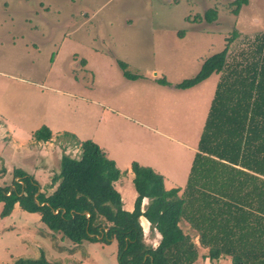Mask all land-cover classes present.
<instances>
[{"label":"rangeland","instance_id":"374dc122","mask_svg":"<svg viewBox=\"0 0 264 264\" xmlns=\"http://www.w3.org/2000/svg\"><path fill=\"white\" fill-rule=\"evenodd\" d=\"M235 1L0 0V190L12 187L13 171L21 170L51 194L61 157L79 159L86 140L121 172L114 186L124 211L137 198L132 163L167 177L188 174L190 152L179 144H195L199 116L222 76L213 74L190 92L172 85L194 77L226 48L227 64L245 65L241 56L264 35V0H247L237 15ZM207 11L216 13L210 23ZM41 127L52 134L46 143L32 137ZM165 187L173 188L169 180ZM148 204L142 200L141 212ZM140 226L145 245L156 249L160 235L145 218ZM117 254L115 240L65 242L18 205L0 216V264L41 256L56 264H118ZM207 254L200 248L197 263L231 264Z\"/></svg>","mask_w":264,"mask_h":264},{"label":"trees","instance_id":"16d2710c","mask_svg":"<svg viewBox=\"0 0 264 264\" xmlns=\"http://www.w3.org/2000/svg\"><path fill=\"white\" fill-rule=\"evenodd\" d=\"M234 4L232 13L237 15L247 0ZM215 17L214 11H207L204 20L210 23ZM253 44L252 53L241 56L244 66L227 64L226 48L206 59L194 77L173 85L188 90L213 74L222 76L183 191L165 190L161 175L134 162L130 171L137 198L134 209L124 211L114 186L121 172L86 140L79 144V159L61 157L60 173L51 181L55 190L49 195L23 171H13L12 187L0 190L1 218L18 205L38 214L48 230L73 245L115 240L118 264H198L200 248L207 250L210 261L264 264V35L254 37ZM119 66L131 79L126 65ZM32 137L46 143L52 134L41 127ZM145 198L149 204L141 212ZM141 217L161 237L156 249L143 241ZM195 236L200 248L193 243ZM17 264L56 263L41 256Z\"/></svg>","mask_w":264,"mask_h":264},{"label":"crops","instance_id":"0c3cea01","mask_svg":"<svg viewBox=\"0 0 264 264\" xmlns=\"http://www.w3.org/2000/svg\"><path fill=\"white\" fill-rule=\"evenodd\" d=\"M207 80H209V78L207 79ZM207 80H205L204 82H206ZM204 82H202L201 84H199V85H197V86H195V87H193V88H191V89H188V90H186L187 92H190L191 90H194L195 88H197L198 86H201ZM218 84V83H217ZM172 88L173 89H175L174 87H173V85H172ZM211 101H212V99H211ZM210 104H211V102H210ZM210 104H209V107H210ZM198 106L200 107V104H198ZM201 109H203V108H201ZM201 109H198V110H193V111H201ZM187 110H189V109H187ZM208 111H209V108H208V110L205 112L204 110H203V113L199 116V112H198V116H199V119L202 121L203 120V126H202V129H201V131H200V134L198 135V138H197V140H196V142H195V144H193V146H190V145H186V144H179V146H181V147H183V148H185L186 150H188L189 152H190V159L187 161V165H186V168H185V171L187 170V169H189V171H188V174H186V172H184L183 174H181V175H175L174 177H167V176H165V175H161L160 174V172H158L155 168H150V167H148V168H150V169H154L153 171L156 173V174H158V175H161L162 176V178H163V184H164V189L165 190H170V189H181V190H183L184 189V187L186 186V183H187V181H188V177H189V174H190V170H191V167H192V164H193V161H194V158H195V155L198 153V143H199V140H200V136H201V134H202V131H203V128H204V124H205V120H206V117H207V114H208ZM199 119H198V122H197V124L199 125ZM102 150V149H101ZM106 155V154H105ZM107 157V156H106ZM108 158V157H107ZM109 159V158H108ZM111 160V159H110ZM115 163V162H114ZM138 164V163H137ZM116 165V164H115ZM140 165V164H139ZM141 166V165H140ZM143 167H145V166H143ZM158 173H157V172ZM131 172V171H130ZM258 176V175H257ZM259 177V176H258ZM261 177V176H260ZM170 181L171 183H172V187L173 188H168V187H165V185L167 184V181ZM140 219H144V218H140ZM139 222H140V220H139ZM143 224V223H142ZM143 229H144V225H143ZM143 231V230H142ZM144 232V231H143ZM143 237L145 238V235H144V233H143ZM193 243L198 247V248H200L199 247V245H198V241L196 240V243L194 242V240H193ZM198 253H199V250H198Z\"/></svg>","mask_w":264,"mask_h":264}]
</instances>
